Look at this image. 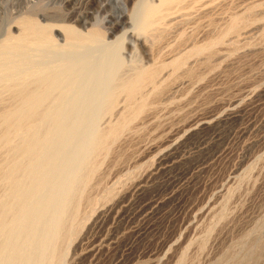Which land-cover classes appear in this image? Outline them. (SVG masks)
<instances>
[{"label": "rangeland", "instance_id": "rangeland-1", "mask_svg": "<svg viewBox=\"0 0 264 264\" xmlns=\"http://www.w3.org/2000/svg\"><path fill=\"white\" fill-rule=\"evenodd\" d=\"M184 2L172 6L152 33H144L139 30L141 10L158 0H0L3 100L21 87L26 74L36 78L54 72L66 80L58 61L67 49L54 44L20 48L25 22L28 26L31 20L52 27V36L62 46L66 42L57 28L61 25L84 34L101 31L102 42L95 45L99 49L90 60L103 62L101 47L112 50L120 78L141 68L159 70L154 85L143 91L150 93L147 100L136 101L146 103L145 111L101 151L84 186L79 180L85 173L82 163L88 162V136L114 123L115 115L73 112L67 121L58 119L56 110L68 103L61 98L67 86L50 95L39 118L23 128L28 135L14 130L11 113L20 101L0 113V264H15L13 255L16 264H264V0ZM212 41L208 49L186 55ZM73 49L67 53H76ZM180 58L178 69L162 67ZM30 62H36V71ZM92 68L82 71L91 80ZM119 104L121 109L122 99ZM68 127L71 133L65 141L61 130ZM38 131L41 137L39 133L35 138ZM50 132L55 136L49 137ZM20 139L24 145L33 140L32 145L26 148ZM69 168L77 194L68 201L54 242L50 221L62 208ZM32 210L37 213L33 220L25 218Z\"/></svg>", "mask_w": 264, "mask_h": 264}, {"label": "bare ground", "instance_id": "bare-ground-1", "mask_svg": "<svg viewBox=\"0 0 264 264\" xmlns=\"http://www.w3.org/2000/svg\"><path fill=\"white\" fill-rule=\"evenodd\" d=\"M186 0H158V4H154V5H146L141 11V14L139 16V20H140V28L139 30H141L144 33H149L151 32V30L155 29V27L161 22V20H163L167 14L168 11L170 10V8L172 6H176L182 2H184ZM185 3V2H184ZM192 4V3H191ZM193 7V6H192ZM190 9V8H189ZM174 11V10H173ZM177 11V10H175ZM179 13V12H178ZM172 15V14H171ZM27 22V21H26ZM26 22L24 25V29H25V33L22 36V40H21V46L20 48H23V46H32V47H36L38 45L42 46V45H47L50 46L52 44H54L57 48H60L59 46H61L60 49H70V47L75 48L73 49V51H76V53L71 54L72 52L67 53V51L61 53L59 55V57L63 58L61 61L59 62V65L61 66V72L62 75L66 76V80L63 82L61 74L59 73H50L48 72L47 74H39V76H37L36 78H33L32 75H27L22 78L23 79V83L20 87V83L21 81L18 83L19 87L18 89H15L13 91L10 92L8 99H1L0 96V113L1 112H5L6 108L8 107V105L12 104L13 102H17L20 101L19 106L16 107L14 110H12V115L14 114L15 117V124H14V130L15 132H20L21 129L25 128V126L27 124H30L38 119V115L39 112L41 113L44 109L43 107L45 106L46 101L49 99V96L52 95L53 93L55 94V92L57 91V89L59 91L60 87L64 88L67 86V88H65L66 92L64 94H62L60 92L61 98H65L66 101H68L67 105L64 106V108H59L56 111L57 114V118L58 119H67L70 117V114L73 112H76L78 114H81L82 116L89 114L91 111H93V113L95 114V116L97 115V117H100L102 115H110L116 116V120L114 121V123H111L112 121H110V123H108L107 127L104 128H99L97 127V129L94 130V133H92V136L90 135L91 138H89L88 136V144H87V138H85V143L86 148L84 150V153H87L86 155V160H88V162L86 163V161H84L85 163H82V167L81 169L85 172L84 175L81 174V179L79 181H81L80 183L83 185V183H87L90 179V177L92 176L93 172L96 169V165H97V159L99 156L101 151L106 149V146L110 143L113 142L117 139V137H119V132L121 130H123L127 124L130 123V121L134 120L136 117L138 118L139 115L142 114L143 111H145L146 109V103L141 101L140 103H137L136 101L138 99H143L145 98V100H147V96L150 95V93H146L147 95H145V93L143 94L144 89L148 86V85H154L157 77H158V73L159 70L154 68V67H147V68H141L140 70H137L135 72H130V74L128 76H125L123 78L118 77L117 75V67L118 66V58H116L113 53H111V51L108 50H103L101 47V51L99 50V52L103 53V62H91V54H93L95 51H97V48L95 45L99 44L102 42V32L99 30H91L88 31L87 33H82L81 31H78L77 28L75 29L72 26L69 25H61L57 28H59L60 32H63L64 37H65V44L62 45H58V41L55 40V38L52 36V27H48V26H43L41 25L39 22H37L36 20H31L29 22V25L26 26ZM230 31V26L224 31V34H227ZM58 33V31H57ZM152 33V32H151ZM30 34H34L36 38H34L33 40H29L28 36ZM150 35V34H149ZM57 38L58 36L61 37L59 34L56 35ZM225 36V35H224ZM28 37V38H27ZM160 37V36H159ZM71 42V43H68ZM34 43V45L32 44ZM213 41L210 42L206 47H197L192 49L190 52H188L186 55L188 54H197L200 53L204 48H209L211 47ZM17 44V43H16ZM32 44V45H31ZM218 44V43H217ZM214 45V44H213ZM216 45V44H215ZM93 46V47H91ZM45 47V46H44ZM76 47L78 49H76ZM100 47V46H99ZM19 48V49H20ZM82 48V49H81ZM105 48V47H103ZM16 49V48H14ZM99 49V48H98ZM16 51V50H15ZM103 51V52H102ZM81 52V54H80ZM98 52V51H97ZM96 53V52H95ZM118 53V52H117ZM100 57V56H99ZM184 57V56H183ZM107 58V62L105 59ZM27 59V58H26ZM33 59V58H32ZM24 60V58H23ZM29 60V58H28ZM96 60V59H95ZM120 60V59H119ZM183 62V59H173V61H171L170 63L163 65L162 67H167L170 66L172 67V69H178L181 64ZM29 63V62H27ZM95 63V64H93ZM30 64H32L31 66L34 67V70L36 71V62H30ZM29 64V66H30ZM28 67V65H27ZM93 67L92 69V76H94L95 78L93 80H91L89 78V76H86V71L82 73V71L84 69H89V68ZM31 68V67H29ZM134 69V68H133ZM161 69V68H160ZM135 70V69H134ZM34 71V72H35ZM48 71V70H47ZM59 71V70H57ZM88 71V70H87ZM37 72H40V70H37ZM56 72V70H55ZM122 72V70H121ZM125 73V70L123 71ZM122 72V73H123ZM24 75V74H23ZM36 73L34 74L35 77ZM90 75V74H89ZM79 76L82 77L81 79H79ZM176 79V78H175ZM87 80L88 82L91 81L93 83V85H91V87L88 86L87 84ZM90 82V83H91ZM16 86V85H15ZM69 86V87H68ZM16 88V87H15ZM63 88V89H64ZM149 90V89H148ZM155 91V87L153 89ZM152 91V93L154 92ZM57 94H59L57 92ZM51 98V97H50ZM60 98V99H61ZM62 98V99H63ZM95 99V100H94ZM97 99V100H96ZM122 99V103H123V107L121 109H118L119 107V101ZM5 100L10 101L8 103V101L6 102ZM57 100V99H56ZM59 100V99H58ZM57 100V101H58ZM94 100V102H93ZM144 100V101H145ZM63 101V100H62ZM79 101H83L81 102L82 104L79 105L81 107H78L77 102ZM48 102V101H47ZM60 100H59V104H60ZM57 103V102H56ZM91 104L93 105V107H91ZM119 104V105H118ZM55 105V104H54ZM52 106V105H51ZM78 108H75V107ZM92 108V109H88V108ZM49 109V108H48ZM50 111V110H49ZM9 113V112H8ZM48 114V111L45 112V114ZM44 114V113H43ZM44 114V116H45ZM49 115V114H48ZM52 115L53 112H52ZM72 115V114H71ZM75 115V114H74ZM10 115H8L7 117H9ZM42 116V115H41ZM43 116V117H44ZM51 116V115H49ZM76 116V115H75ZM46 117V116H45ZM48 117V116H47ZM87 117V116H86ZM94 117V116H93ZM96 117V119H97ZM78 118V117H77ZM82 118V117H81ZM51 119V118H50ZM73 119V118H72ZM115 119V118H114ZM44 120V119H43ZM57 120V119H56ZM63 120V121H64ZM77 120V119H76ZM80 120V118H79ZM101 120V119H99ZM46 121V120H45ZM49 122V120H47ZM54 122V120H51V122ZM38 122V121H37ZM47 122V123H48ZM75 123L77 121H74ZM73 122V123H74ZM81 122V121H80ZM100 122V121H99ZM98 122V123H99ZM40 123V122H39ZM44 123V122H42ZM46 123V122H45ZM55 123V122H54ZM64 123V122H63ZM72 123V122H71ZM51 124V123H50ZM66 123H64L65 125ZM77 124V123H76ZM75 124V125H76ZM210 123H206L204 124L202 127H206L208 126ZM63 125V126H64ZM67 125V124H66ZM32 126V125H31ZM40 128V125H38ZM45 129L48 127H45V125H42ZM41 126V127H42ZM72 126H74V124H72ZM82 126V125H81ZM28 127V126H27ZM37 129V126H35ZM34 127V128H35ZM42 127V128H43ZM56 127V126H55ZM89 127V126H88ZM38 128V129H39ZM41 128V129H42ZM52 128V127H51ZM60 128V127H59ZM70 128V127H68ZM33 129V128H32ZM31 129V131H32ZM40 129V130H41ZM61 129V128H60ZM65 132H62L63 130H61V135H63V138L65 139V141H67L66 139V135L67 132L69 131L71 133V128L70 130H68L67 128H64ZM67 130V131H66ZM91 130V129H90ZM22 131H25L24 129ZM29 131V130H28ZM35 130H33L34 133ZM56 131V130H55ZM89 131V130H88ZM43 132V129H42ZM27 132L25 131V134ZM30 133V132H28ZM27 133V135H28ZM36 133V132H35ZM40 133V137H41V131H38V133L35 135V138L37 137V135ZM46 133V131L44 132V134ZM66 133V134H65ZM74 133V132H73ZM122 133V131H121ZM89 134V133H88ZM91 134V131H90ZM17 135V134H16ZM23 135V134H22ZM121 135V134H120ZM51 136H55V132L51 133L49 137ZM21 138V137H20ZM27 138V137H26ZM38 138V137H37ZM52 138V137H51ZM56 138V137H54ZM62 138V137H61ZM70 138V137H69ZM29 139L30 135H29ZM32 139H34L32 137ZM42 139H43V134H42ZM63 139V140H64ZM21 140V139H20ZM28 139H26L27 141ZM37 142L38 140L35 139ZM40 140V139H39ZM62 140V141H63ZM23 141V145L22 146H27L26 144L24 145V140ZM33 142V140H31ZM44 141V140H43ZM56 141V139H55ZM59 141L62 142L59 138ZM59 141L57 142V144H59ZM32 142L30 143L32 145ZM21 143V142H20ZM19 143V144H20ZM44 143V142H43ZM47 143V142H46ZM30 144H28L30 146ZM57 144H55V148L57 146ZM38 145V144H37ZM110 145V144H109ZM54 146L51 144V147ZM19 147V146H18ZM16 147L19 151L20 149L22 150V148H18ZM37 147V146H36ZM38 147H40V141H39V145ZM80 146H78V148H80ZM85 147V146H84ZM83 147V148H84ZM28 148V147H26ZM25 148V149H26ZM46 148V146H45ZM48 148V147H47ZM83 148H81L83 150ZM38 149V148H37ZM35 149V150H37ZM53 149V148H52ZM47 150V149H46ZM33 151V150H32ZM48 151V150H47ZM46 151V152H47ZM51 151V150H50ZM73 151V150H72ZM78 151V150H77ZM86 151V152H85ZM24 152V150H23ZM31 152V151H30ZM38 151H36L37 153ZM81 152V151H79ZM20 153V152H19ZM55 153V152H54ZM53 153V154H54ZM26 154V153H25ZM42 154V153H41ZM52 153H50L51 155ZM35 155V154H34ZM49 155V153H48ZM81 155V153H80ZM78 155V157L80 156ZM85 155V154H84ZM27 156V155H26ZM30 156V153L28 155V157ZM55 156V155H54ZM24 157V156H22ZM40 157V156H38ZM37 157V158H38ZM45 157V156H44ZM47 157V156H46ZM70 157V156H69ZM54 158V157H53ZM51 158V160L53 159ZM81 158V157H79ZM85 159V156H84ZM23 160V158H22ZM27 160V159H25ZM29 160V158H28ZM78 160V158H77ZM81 160V159H79ZM78 160V163H79ZM99 160V159H98ZM45 161V159H44ZM30 162V161H29ZM33 162V161H32ZM52 162V161H51ZM77 162V161H76ZM46 163V162H45ZM77 163V165H79ZM34 164V163H33ZM40 164V163H39ZM76 166L72 167L75 169ZM72 168H69L70 171ZM80 168V167H79ZM38 169V168H37ZM41 169V168H40ZM44 169V168H43ZM42 169V173H44V171L46 172V170ZM66 169V168H65ZM77 169V168H76ZM75 169V170H76ZM25 170V169H24ZM29 171V169H28ZM69 171V170H68ZM70 171L67 173V175H69V182L67 184V186L64 188V191L62 192V197H61V204H62V208L61 210H59L60 212L57 213V217H55V219L52 221H50V228H52V240L55 242V240L58 239L60 233H61V229L63 228V224L62 221L64 220V217L66 215V206L68 205V201L71 199L70 197L73 195V193H75V189H74V184H75V177L72 176L73 172ZM17 172V171H16ZM50 173V172H49ZM76 172H74L75 174ZM14 174V173H13ZM17 173H15L16 175ZM54 173L50 174L49 176L51 177L50 179H52ZM58 174V173H57ZM33 175V174H32ZM48 175V174H47ZM63 175V174H62ZM79 175V174H78ZM13 177V175H11ZM46 176V173H45ZM48 176V177H49ZM58 176V175H57ZM72 176V177H71ZM76 176V175H75ZM17 177V176H16ZM25 177V176H24ZM31 177V176H30ZM29 177V179H31ZM47 177V178H48ZM64 177V176H63ZM9 178V176H8ZM44 178V177H43ZM68 178V177H67ZM74 178L73 182L72 179ZM79 178V177H78ZM48 178V180H50ZM14 181V178L12 179ZM41 179L39 178V181ZM78 181V179H77ZM18 182V180H17ZM37 182V181H36ZM41 182V181H40ZM66 182V181H65ZM34 183V182H33ZM62 183V182H61ZM18 185V183L16 184ZM40 185V184H39ZM42 185V184H41ZM44 185V184H43ZM77 185V183H76ZM20 186V185H19ZM84 186V185H83ZM33 187V185H32ZM35 187V186H34ZM79 187V186H78ZM16 188V187H15ZM31 188V187H30ZM84 187H82L81 192L84 191L83 189ZM77 189V188H76ZM30 190V189H29ZM34 190H39V188H35ZM79 190V189H78ZM23 192V191H22ZM31 192V191H30ZM34 192V191H33ZM54 192V191H53ZM32 193V192H31ZM37 193V191H36ZM57 193V192H56ZM80 193V192H79ZM26 194V193H25ZM77 193H75L76 195ZM81 195V193L79 194V196ZM23 197V196H22ZM78 197V196H77ZM80 198V197H79ZM82 198V197H81ZM18 199V198H17ZM73 199V198H72ZM25 200V199H24ZM48 200H52V197H50ZM47 201V200H46ZM45 201V202H46ZM76 201V200H75ZM79 202V201H78ZM30 203V202H29ZM51 203V202H49ZM48 203V205H49ZM60 203V202H59ZM52 204V203H51ZM31 205V204H30ZM46 205V204H45ZM47 205V206H48ZM3 206V205H2ZM34 205H31V207ZM43 206V205H42ZM69 206V205H68ZM4 207V206H3ZM26 207V205H25ZM28 207V206H27ZM26 207V208H27ZM1 208V207H0ZM35 208V206H34ZM33 208V210H34ZM39 208V206H38ZM58 208V207H57ZM66 208V209H65ZM32 209V208H30ZM36 209V208H35ZM19 210V209H18ZM29 211L26 212V217L25 218H32L35 214L37 215V213H34L35 211ZM70 210V209H69ZM75 210V208H74ZM37 211V210H36ZM50 211V209H49ZM21 212V211H20ZM23 212V211H22ZM51 213V212H49ZM95 213V212H94ZM22 214V213H21ZM24 214V213H23ZM38 214H39V210H38ZM70 215V214H69ZM54 216V215H53ZM52 216V217H53ZM24 217V216H22ZM21 218V217H20ZM18 216V219H20ZM36 218V216H35ZM34 218V219H35ZM47 218V216H46ZM17 219V220H18ZM24 221V218H22ZM16 220V219H15ZM33 220V218H32ZM37 220V218H36ZM50 220V219H49ZM31 221V220H30ZM46 221V220H45ZM20 222V221H19ZM33 222V221H32ZM22 223V221H21ZM42 223V222H41ZM10 224V223H8ZM7 224V226H8ZM15 225V223H13ZM43 224V223H42ZM46 224V222H45ZM12 225V226H14ZM19 225V224H18ZM6 226V225H5ZM16 226V225H15ZM49 226V224H48ZM21 228V226H20ZM25 228V226H24ZM49 228V229H50ZM19 229V227H18ZM17 229V230H18ZM22 229V228H21ZM20 229V230H21ZM38 229V228H37ZM40 229V228H39ZM49 231V230H48ZM24 232V230H23ZM29 232V230H27V233ZM35 232V231H33ZM32 232V234H33ZM26 233V234H27ZM17 234V231H16ZM47 234V233H46ZM19 235V234H18ZM21 235V234H20ZM23 235V234H22ZM25 235V233H24ZM28 235V234H27ZM63 235V234H62ZM17 237V235H16ZM22 237V236H21ZM25 237V236H24ZM31 236H29L28 238H30ZM34 239L37 236H33ZM50 237V236H49ZM20 238V237H19ZM32 238V237H31ZM31 238L29 240H31ZM44 238V237H43ZM48 239V237H46ZM45 238V239H46ZM21 239V238H20ZM33 239V238H32ZM24 240H26L24 238ZM28 241V240H27ZM48 241V240H47ZM26 242V241H23ZM36 242V241H35ZM34 242V243H35ZM52 242V241H51ZM27 243V242H26ZM12 244V243H11ZM15 244V242H14ZM18 244V243H17ZM29 244V243H27ZM51 244V243H50ZM53 244V243H52ZM31 244H29L30 247ZM45 243L43 242L42 239V244H41V253L43 252L44 255V246ZM19 246V244H18ZM16 247V246H15ZM46 247V246H45ZM50 248V245H49ZM12 249V248H11ZM10 249V251H11ZM24 249V247H23ZM52 250V249H51ZM50 250V252H51ZM16 251V249H15ZM23 252V251H22ZM49 252V249H48ZM49 252V253H50ZM53 252V251H52ZM20 253V250L19 252ZM48 253V254H49ZM9 254V253H8ZM11 254V253H10ZM21 254V253H20ZM51 254V253H50ZM52 255V254H51ZM9 256V255H8ZM12 256V255H11ZM14 257H16V259L14 260V258H12V263L16 264V260H17V256L13 255ZM31 257V255H29ZM45 256V255H44ZM43 256V257H44ZM10 257V256H9ZM19 257V255H18ZM56 257V256H55ZM25 258V257H24ZM41 256L39 259V262L41 260ZM10 260V259H9ZM8 260V262H9ZM10 260V261H11ZM46 260V259H45ZM18 261V260H17ZM38 261V260H37ZM43 261V260H42ZM6 262V260H5ZM4 262V263H5ZM38 263V262H37ZM8 264V263H7ZM10 264V263H9ZM30 264V263H29ZM54 264V263H53Z\"/></svg>", "mask_w": 264, "mask_h": 264}]
</instances>
